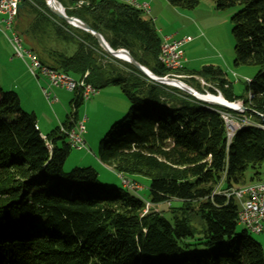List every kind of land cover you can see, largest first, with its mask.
<instances>
[{
    "label": "trees",
    "instance_id": "1",
    "mask_svg": "<svg viewBox=\"0 0 264 264\" xmlns=\"http://www.w3.org/2000/svg\"><path fill=\"white\" fill-rule=\"evenodd\" d=\"M23 1L38 27L50 21L60 37L78 41L74 54L50 50L43 64L79 78L89 72L86 81L96 89L118 85L130 102L126 116L102 139L99 160L135 181L149 178L152 204H180L166 213H144L146 203L136 191L103 183L92 166L66 170L72 150L67 136L58 126L43 137L35 113L22 109L16 91L3 92L0 85V264H264L261 243L237 225V199L217 189L220 183L230 189L259 180L264 129L243 125L229 140L221 111L236 112L107 55L96 37L58 18L45 0ZM60 1L113 49H128L155 74L171 73L159 60L162 38L142 9L127 0ZM168 1L192 9L203 0ZM211 1L217 10L239 7L232 16L234 64L258 67L244 114L262 123L264 0ZM188 74L193 76L184 80L193 87L201 89L194 85L197 75L217 84L227 100L241 98L220 67L204 65ZM83 102L77 94L64 125Z\"/></svg>",
    "mask_w": 264,
    "mask_h": 264
},
{
    "label": "rangeland",
    "instance_id": "2",
    "mask_svg": "<svg viewBox=\"0 0 264 264\" xmlns=\"http://www.w3.org/2000/svg\"><path fill=\"white\" fill-rule=\"evenodd\" d=\"M149 1L150 11L144 13L153 20L162 41L165 37H173L172 39L168 38L169 40L190 37V44L185 46L186 48L183 46V49L187 50L188 48L189 55L197 59V62L193 63L197 65L195 69H200L204 65L210 64L220 67L224 71L225 77L230 81L232 91L241 97L234 102H241L243 104L244 100L252 98L253 93L251 90L248 91V86L252 83L258 67L249 64H234L236 42L232 33V16L239 9L238 6L225 10H217L211 0H203L192 9H184L172 5L168 0ZM63 2L66 4L68 0H63ZM24 10L28 14L31 13L32 16L28 20L32 22L31 27L34 28L37 25L34 14L26 6ZM50 11L56 15L51 9ZM44 28L48 32V35L38 37L37 39L40 40V44L34 45L32 39L26 34L28 30H22L21 24H15L12 29L6 28V24H2V27H0V85L2 90L3 92L14 90L18 93L22 109L27 112L36 113L43 132H45L47 127L53 128L59 122H63L61 125H64V122L68 120L69 114L74 110L71 102L77 97V92L69 91L63 87H54L53 93L58 97L59 101L50 104L43 92V86L45 85L42 84L43 80L41 78L45 76L38 70L36 72L40 78L34 76L25 59L16 54L9 36L12 37L13 30H17L16 32L21 36L22 46L26 54L29 49H33V53L37 52L38 57L44 55L45 51L49 52L50 50L61 51L67 55L74 54L78 47L76 39L70 38L67 40L60 37L57 34L55 25L50 21H46ZM103 57L108 59V56L103 55ZM28 58L27 60L30 61L31 59ZM119 60L122 61V59ZM183 69L184 66L182 67ZM179 71L181 69L176 72L180 76H186ZM72 75L74 74L72 73ZM195 76L198 77L197 75ZM75 77L79 78L78 76ZM180 79L184 80L188 78L180 77ZM37 80L39 83L41 80L40 85ZM197 80L198 82L193 81L194 85L199 86L201 89L197 87L195 89L201 93L222 94L225 97L217 84L209 82L202 77L197 78ZM129 108L130 102L118 85H110L97 89L95 95L84 100L82 105L78 107L77 119H83L87 115L85 123L86 131L84 133L87 148H72L65 161V169L70 170L76 166H92L97 170L103 183L107 185H123L120 174L103 164L98 158V152L100 143L106 133L115 122L122 120L126 116ZM247 109L244 111L234 110L236 113H230V115L242 126L255 124L264 129L263 121L260 123L255 117L244 114ZM259 171V180L253 182L264 181V163L260 166ZM134 177L143 186L142 189L137 190V193L147 203L150 199V179L145 176ZM217 189L219 191L222 190L221 183L217 186ZM179 204L178 200L170 199L158 204H152L148 209L145 207L144 213H147L150 209L166 213L169 205L176 206ZM253 236L264 248V233H254Z\"/></svg>",
    "mask_w": 264,
    "mask_h": 264
},
{
    "label": "built area",
    "instance_id": "3",
    "mask_svg": "<svg viewBox=\"0 0 264 264\" xmlns=\"http://www.w3.org/2000/svg\"><path fill=\"white\" fill-rule=\"evenodd\" d=\"M22 0H0V27L2 24H6V28L11 29L15 23V20L19 14V3ZM127 2L137 8L142 9L145 12L150 11L149 3H140L138 0H127ZM169 37H165L162 41L161 52L159 60L161 63L171 71L170 75L175 77L180 76L176 71L182 69L185 61V53L183 46L190 41V37H183L177 40H169ZM10 42L13 44L16 54L25 59L30 71L34 76L38 77V70L42 75L48 78L49 85L47 88H43V92L50 104L57 102L59 99L53 93L54 87H63L69 91L77 92L84 100L89 99L92 95L97 93V89L91 83L86 81V74L82 78H76L71 74L57 70L42 63L37 53H33L32 49L24 53L25 49L22 46V40L17 32L13 31V36H9ZM29 57L31 60H27ZM28 58V59H29ZM187 77V76H186ZM248 80V79H247ZM222 116L227 121L229 140H231L232 134L235 131L229 130L228 122L233 118L230 113L221 111ZM71 123L60 126V132L67 136L68 141L72 148L78 149L87 148L86 140L84 137L86 116L83 119H77L75 115H70ZM123 187L136 191L143 188L137 181L129 179L126 176H120ZM219 193H224L227 197L234 196L239 203V212L237 218V224L248 230L251 233H264V181L252 182L246 185L218 190ZM152 203L147 202V209L151 207Z\"/></svg>",
    "mask_w": 264,
    "mask_h": 264
},
{
    "label": "water",
    "instance_id": "4",
    "mask_svg": "<svg viewBox=\"0 0 264 264\" xmlns=\"http://www.w3.org/2000/svg\"><path fill=\"white\" fill-rule=\"evenodd\" d=\"M49 2H51L53 4V6L55 7V10H52V8L49 5ZM46 3L48 4V7L54 12L56 13V15L63 19L64 21H66L67 23H69L70 25L80 28L86 32H89L90 34H92L94 37H96V39L98 40L99 45L106 51L108 52L110 55L122 59L132 65H134L141 73H143L145 76H147L149 79L159 82V83H163L169 86H173V87H177L183 91H185L186 93L192 95L193 97H195L196 99H198L199 101H202L208 105H212V106H219V107H223V108H227L230 110H235V111H244L247 109V107L244 105V103L242 104L241 102H234V101H229L227 100L225 97V99L229 102V104H234L236 103V106H232V105H227L224 103H220L218 101H214L212 99H207V96L209 95V93H201L200 91H198L197 89H195V87L191 86L189 83H187L185 80H182L178 77L175 76H170V75H158L155 74L153 71H151L149 68H147L146 66L142 65L137 59H135V57L130 53V51L126 48H118V49H113L110 44L106 41V39L104 38V36L98 32L97 30H95L91 25H89L86 21H84L83 19L77 17V16H70L67 14L64 6L62 5V3L59 0H46ZM25 6L24 1L20 3L19 5V9L21 10L23 7ZM125 55L126 58L123 56V58H121L120 56ZM263 123H264V115L263 114H258Z\"/></svg>",
    "mask_w": 264,
    "mask_h": 264
},
{
    "label": "crops",
    "instance_id": "5",
    "mask_svg": "<svg viewBox=\"0 0 264 264\" xmlns=\"http://www.w3.org/2000/svg\"><path fill=\"white\" fill-rule=\"evenodd\" d=\"M140 3H150V1L149 0H138ZM25 7V6H24ZM24 7L19 11V14H18V16H17V18H16V20H15V22L16 23H14V25L15 24H21V27H22V30H28L27 32H26V34L32 39V41H33V43H34V45H36V44H40V40H38L37 38L38 37H40V36H43V37H45V36H47L48 35V32L46 31V29L44 28V27H38V25H36L34 28H32L31 27V25H32V22H30L28 19L30 18V16H32L31 15V13L30 14H28V13H26V11L24 10ZM145 12V11H144ZM0 18H1V16H0ZM13 25V26H14ZM12 29V28H11ZM14 31V30H13ZM17 31V30H16ZM15 31V32H16ZM17 34H18V32H17ZM18 35H20V34H18ZM21 37V36H20ZM169 38H171V37H169ZM173 38V37H172ZM171 38V39H172ZM42 43V42H41ZM43 44V43H42ZM188 44H190V42L188 43H186L185 45H184V47L185 46H187ZM186 48V47H185ZM37 53V52H36ZM184 53H185V61H184V69L181 71L182 73H184V75H186L185 76V78H188V77H190V76H193L192 74H188V73H190L191 72V70H194L195 69V67H197V65L196 64H193V63H196L197 62V59L196 58H193L192 56H190L189 55V53H188V48H187V50L186 49H184ZM37 55H38V53H37ZM39 56V55H38ZM40 59H44V60H50V56H49V52H46L45 51V53H44V55H42V56H40L39 57ZM26 62V61H25ZM27 64V63H26ZM196 65V66H195ZM199 69V68H198ZM70 74V73H69ZM86 74H89V72H87ZM72 75V74H71ZM45 76V75H44ZM72 76H74V75H72ZM75 77V76H74ZM38 78H40V77H38ZM197 78H199V76L198 77H196L195 76V79H197ZM41 80H43V82H42V84L43 85H45V86H43V88H47L48 87V85H49V81H48V78L45 76V77H43V78H41ZM41 80H40V83H41ZM47 81H48V83H47ZM37 82L39 83V81L37 80ZM40 83H39V85H40ZM48 84V85H47ZM59 101V100H58ZM35 113V112H34ZM77 114H78V110H77ZM35 115H36V113H35ZM75 116H77V115H75ZM86 117H87V115H85ZM37 117V116H36ZM69 117V116H68ZM67 121V120H66ZM71 123V120L69 121V124ZM37 124H38V127H39V129H40V131H41V133L45 136V135H47V134H49L52 130H54L55 128H57L59 125H61V124H63V122H59V124L57 123L56 124V126L55 127H53V128H46L45 129V132H43L42 130H41V124H40V122H38V120H37ZM51 129V130H50Z\"/></svg>",
    "mask_w": 264,
    "mask_h": 264
},
{
    "label": "bare ground",
    "instance_id": "6",
    "mask_svg": "<svg viewBox=\"0 0 264 264\" xmlns=\"http://www.w3.org/2000/svg\"><path fill=\"white\" fill-rule=\"evenodd\" d=\"M49 5H50V7L52 8V10H55V7L53 6V4L51 3V2H49ZM125 58H126V56L125 55H123ZM123 56L121 55L120 57L121 58H123ZM250 81V80H249ZM207 99H212V100H214V101H218V102H220V103H224V104H227V105H234V106H236V103H234V104H229V102L223 97V95L221 94V95H214V94H212V93H209V95L207 96ZM224 118V117H223ZM225 120V119H224ZM225 122H226V125H227V121L225 120ZM228 125H229V130L230 131H235L236 129H238V128H240L242 125H240V124H238L237 122H236V120H230L229 122H228ZM234 135V133L232 134V136ZM43 137H45L46 138V136H43ZM232 138V137H231ZM120 176H124V175H120ZM129 178V177H128ZM129 179H131V178H129ZM133 180V179H132ZM224 194V193H223ZM146 205H147V203H146ZM146 205H145V207H146Z\"/></svg>",
    "mask_w": 264,
    "mask_h": 264
}]
</instances>
